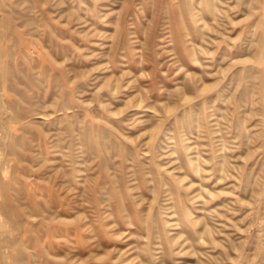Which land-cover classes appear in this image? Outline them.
I'll list each match as a JSON object with an SVG mask.
<instances>
[{
    "label": "rangeland",
    "instance_id": "374dc122",
    "mask_svg": "<svg viewBox=\"0 0 264 264\" xmlns=\"http://www.w3.org/2000/svg\"><path fill=\"white\" fill-rule=\"evenodd\" d=\"M0 264H264V0H0Z\"/></svg>",
    "mask_w": 264,
    "mask_h": 264
}]
</instances>
